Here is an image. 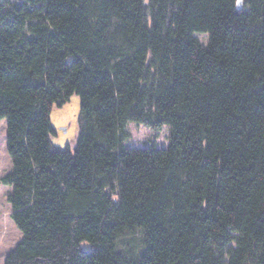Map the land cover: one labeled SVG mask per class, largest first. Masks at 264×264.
I'll return each mask as SVG.
<instances>
[{
    "label": "trees",
    "instance_id": "obj_1",
    "mask_svg": "<svg viewBox=\"0 0 264 264\" xmlns=\"http://www.w3.org/2000/svg\"><path fill=\"white\" fill-rule=\"evenodd\" d=\"M0 118L3 264H264V0H0Z\"/></svg>",
    "mask_w": 264,
    "mask_h": 264
},
{
    "label": "rangeland",
    "instance_id": "obj_2",
    "mask_svg": "<svg viewBox=\"0 0 264 264\" xmlns=\"http://www.w3.org/2000/svg\"><path fill=\"white\" fill-rule=\"evenodd\" d=\"M195 37L202 43L206 41L205 35L202 33L195 34ZM53 110L55 109H51V120L55 126V133L52 136L53 141L62 144L70 137L72 140L69 142V146L73 148L76 139V124L73 118L69 117L70 115L67 116L66 113L56 116ZM61 118L62 120H60ZM62 128L65 129V132H62ZM126 130L128 132V138L124 141V144L130 147L145 146L151 142H154L157 146H162L166 143L168 135L167 126H163L156 132L141 124L128 122ZM10 169L11 161L5 148V119L0 118V264L4 263L8 251L12 249L21 238L20 231L15 227L10 218L11 209L7 201V194L10 191V187L1 181V178L10 171ZM87 245V242L82 243L83 247Z\"/></svg>",
    "mask_w": 264,
    "mask_h": 264
},
{
    "label": "water",
    "instance_id": "obj_3",
    "mask_svg": "<svg viewBox=\"0 0 264 264\" xmlns=\"http://www.w3.org/2000/svg\"><path fill=\"white\" fill-rule=\"evenodd\" d=\"M240 7H241V0L239 4L237 3V8H240Z\"/></svg>",
    "mask_w": 264,
    "mask_h": 264
},
{
    "label": "clouds",
    "instance_id": "obj_4",
    "mask_svg": "<svg viewBox=\"0 0 264 264\" xmlns=\"http://www.w3.org/2000/svg\"><path fill=\"white\" fill-rule=\"evenodd\" d=\"M237 3L239 4L240 3V0H237Z\"/></svg>",
    "mask_w": 264,
    "mask_h": 264
}]
</instances>
